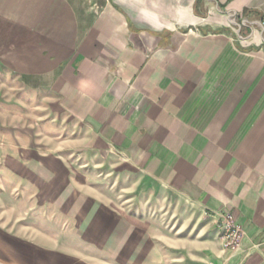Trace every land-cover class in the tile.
I'll return each instance as SVG.
<instances>
[{
	"label": "crops",
	"instance_id": "crops-1",
	"mask_svg": "<svg viewBox=\"0 0 264 264\" xmlns=\"http://www.w3.org/2000/svg\"><path fill=\"white\" fill-rule=\"evenodd\" d=\"M0 72L264 260V0H0Z\"/></svg>",
	"mask_w": 264,
	"mask_h": 264
},
{
	"label": "rangeland",
	"instance_id": "rangeland-1",
	"mask_svg": "<svg viewBox=\"0 0 264 264\" xmlns=\"http://www.w3.org/2000/svg\"><path fill=\"white\" fill-rule=\"evenodd\" d=\"M40 102L0 72V264H264L236 261L239 222L238 245H227L224 212L150 184L83 129L33 134Z\"/></svg>",
	"mask_w": 264,
	"mask_h": 264
},
{
	"label": "built area",
	"instance_id": "built-area-1",
	"mask_svg": "<svg viewBox=\"0 0 264 264\" xmlns=\"http://www.w3.org/2000/svg\"><path fill=\"white\" fill-rule=\"evenodd\" d=\"M223 219V229L225 231V238L227 245H238L241 236V227L235 220L232 214L224 212L219 214Z\"/></svg>",
	"mask_w": 264,
	"mask_h": 264
},
{
	"label": "water",
	"instance_id": "water-1",
	"mask_svg": "<svg viewBox=\"0 0 264 264\" xmlns=\"http://www.w3.org/2000/svg\"><path fill=\"white\" fill-rule=\"evenodd\" d=\"M235 23V22H234ZM238 26H241V24L240 23H236Z\"/></svg>",
	"mask_w": 264,
	"mask_h": 264
}]
</instances>
